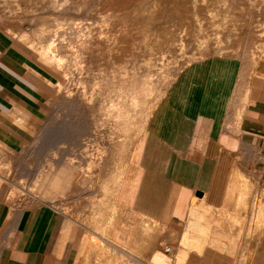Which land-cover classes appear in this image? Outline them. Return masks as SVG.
<instances>
[{"label": "crops", "instance_id": "1", "mask_svg": "<svg viewBox=\"0 0 264 264\" xmlns=\"http://www.w3.org/2000/svg\"><path fill=\"white\" fill-rule=\"evenodd\" d=\"M257 65L252 73L245 61L225 54L186 64L131 149L125 174L128 154L122 168L113 169L118 179L105 181L102 191L76 189L71 179L59 201L64 205L54 208L57 201L46 198L57 195L41 191V170L39 195L32 192L26 202L39 204L27 206L14 179L36 173L19 154L35 141L32 128L41 121L45 81L10 43L0 42V264H68L74 246L70 223L85 231L73 264L98 239L112 248L130 247L136 264L145 252L148 260L155 252L165 255L159 244L165 232L179 239L172 264H264V236L256 242L247 236L262 232L256 222L264 201V63ZM142 134L143 129L137 139ZM39 148L31 144L22 156L32 152L36 159ZM10 149L18 153L15 178L8 176ZM91 162L67 164L45 185L56 189L63 179H81ZM76 168L84 170L75 174ZM60 214L66 218L64 238ZM97 223L104 235L96 234Z\"/></svg>", "mask_w": 264, "mask_h": 264}, {"label": "rangeland", "instance_id": "2", "mask_svg": "<svg viewBox=\"0 0 264 264\" xmlns=\"http://www.w3.org/2000/svg\"><path fill=\"white\" fill-rule=\"evenodd\" d=\"M68 1L69 0H67V1L52 0L50 3L51 4L54 3V5H53V7H51L52 5L49 4L48 1L45 0L44 3H47L48 5L43 4L42 7H39L36 3V0H0V42L4 43V44L10 43L13 48H15L23 57H25L32 65H34L36 67V69L40 72V74H42V78L45 81V94H44L45 96H44L43 107L41 110V112H42L41 113V121H39V123H37V125H35L32 128V132H33L34 138H35L34 142H36V138L38 137V134L40 133V131L43 130L46 126L52 125V121L58 119L57 123L60 120L65 121L67 123V124L65 123L64 128L56 129V131H52L50 133V137H51L49 139L50 141L45 146L47 148L46 149L44 148V151L40 152L42 154H40V153L37 154L35 157L36 159H34L32 152L27 154V156H22L23 155L22 151L25 148H27L31 144L35 145L34 142L32 143L33 140H31V143L28 144L27 146H25L20 151L19 157L21 158L22 162L25 163L24 164L25 168L33 169V170L36 169L35 172L37 174L34 173V175H33V173H32L31 175H33V176H31V175L30 176H24V177H21V179H19V180L15 178L18 176V153L15 151H12L10 149L9 153H10V157L12 158L11 160H12L13 164L9 170L8 176L10 178H15L14 182L17 183V185H19L18 192L21 195L23 194V196L25 197L24 205H27L28 203H26V202H29V194H31L32 192L37 194L39 192L38 191L39 186H35V185H37L38 183L41 184V179L38 180L37 175L39 176V171H41L43 168L46 169V167L48 166L46 164H48L50 162L49 159H52L55 154L58 156V158H60V156L63 155L62 162H63V164H66V165L69 163L68 159L73 158L75 167L77 166V164L82 163L83 161H85V162L94 161L97 163H100V162L101 163H107L106 166L103 164V166L105 167L104 169L100 166L98 167L99 169L102 168L103 173L106 172L107 169L113 170L114 168H116L115 163H114V161L116 160V156L114 159V156L111 157L113 155V154H111L112 152L110 153L107 151H109V150L111 151L112 148L110 146H111L112 142L115 143L116 140H117V142L118 141H124L125 138L127 137L126 133H128L127 131L124 132V134H123V132H118L116 130L117 124L119 122L121 123V121H126L127 123L130 122L129 125H130V128H132V126L134 124L141 122V121H144L145 124L143 126V134L136 141L131 140V142H133V143L130 142L128 145L126 144L125 148L128 149L127 150L128 157H126L125 165H124V167H125L124 174H125L131 149L135 146L136 143H138L142 140L144 134L147 131L146 129L150 125V121H151V118H152L154 111L149 113L147 110H149L151 108V106L153 107V104L155 103V101H157L158 98H159V100L161 99L160 97H162L165 89L169 85L166 82L170 83V81L168 79H171V75H167V73H168V71H167L168 69L166 68L167 66L162 67L161 66L162 64L164 66L167 64L169 65L170 63H172L171 61H173V59H175V58L177 60H180L179 56H181V57L193 56L194 61H195L197 59L208 57V56H211L214 54L230 55V56H234V57H237L239 59H242L245 62L246 61L253 62L252 61L253 59L247 60L248 57L245 55V54H248L249 56H252V55L255 56V54L251 53L252 54L251 55L250 53H248V51L252 50V49H250L252 45H250L251 39L246 37L245 35L250 36L252 39H253V37H254V39H256V37L259 38V37H261L260 35L263 34L262 32L258 33V31H260V30H258L257 32L256 31L251 32V30H248V31L246 30V34H244V37H243V39L244 38L245 39L244 40L242 39L244 41V43L241 40L242 43H240V44H245L247 47H249V45H250V47L248 48L249 49L248 50L245 45H244L245 47H241L242 45L238 46L239 48L238 47L237 48H238V50H241V52H240L237 50L236 47L231 48L229 43H227L226 41L223 40L221 34L211 32V29H205L204 30L203 28L202 29L198 28V29H196L197 31L195 30L196 32L190 34V33H188V29L185 28L184 32L183 31L181 32L182 35L180 33L176 37V40L177 39H181V40H177L178 43L177 42L175 43L176 46L174 49V51H175L174 54L169 53L167 51L168 53H166L165 56H163V61L157 60L158 58H161L160 56H158V54L150 52L152 49L151 47L153 45V44H151V42L149 40L150 38L148 37L146 42H145L144 40L146 39V36L145 37L142 36L143 39H139V40H141V43L138 44V49L131 52L128 55L129 57L125 58V60L122 61V63H121L122 66L120 65V67H116V70L114 68L111 71L112 74L111 73L107 74L106 72L100 71L102 69H100L98 66L94 67V65H96V64L92 60L89 61V63H86V66L84 65L85 64L84 63V56H86V53L82 48V42H84L88 39V33L96 27V23H95L96 20L90 11V5L92 2H90V3H89V1L85 2L86 4L84 3V5H82L81 8H79V9L77 8L78 9L77 10L76 8H74L72 6V3L70 1L69 2ZM37 2H38V0H37ZM57 2L59 4H57ZM5 11H7V12H5ZM56 11L59 14L56 13ZM249 19L251 21V18H249ZM249 19L246 18V21L248 22ZM1 22L3 24H6L4 27H6V26L7 27L4 28L3 24ZM7 22H9V23H11V22L15 23L16 22L18 25H20V27H23V29L25 31H27V34L30 35V37H32L36 41H39V43H41L43 46L49 45L50 42H54L51 45L52 46V48H51L52 53L49 54L50 57L47 55H44L43 52L41 53V50L38 49L39 50L38 51L37 49H34L35 47L34 48L31 47L28 44L27 40H22L20 38V36L12 35V34L10 35L9 32L7 33L6 29L8 28V24H9ZM255 23H256V25H255ZM255 23H253L254 24L253 25L254 28L252 27L253 30L256 29L257 26L258 27L260 26L259 22L256 21ZM140 24L141 23H139V24L137 23V25H139V26H140ZM239 24H243V23H236L234 29H238ZM20 29H22V28H20ZM259 29H260V27H259ZM6 33L9 35H7ZM252 35H253V37H252ZM258 38L256 40H258ZM259 39H262V38H259ZM81 40H83V41H81ZM248 41H249V43H248ZM240 47H241V49H240ZM234 48H236V49H234ZM242 48H244V49L242 50ZM254 48H253L254 51L252 50V52L257 53L258 49L256 50ZM209 49H211V50H209ZM232 49H234V50H232ZM235 50H236V52H239V53H236ZM195 53H196V55H195ZM170 54H172V55H170ZM170 56L172 58H169ZM51 58H55V60H60L61 66L57 67L56 64L51 61ZM164 59L167 62H165ZM249 59H251V57ZM147 60H151V61H149L150 62L149 64H148ZM125 63L126 64L128 63L127 66ZM247 63L248 62H246V64ZM258 63H264V61L260 60ZM88 64H89V66H91V65L92 66L88 67ZM164 68H166V69H164ZM97 70H99V71H97ZM65 71L67 73V76L63 75V73H62ZM96 73L99 75V77H97L98 75H96ZM100 74H102V75H100ZM110 74L112 76H109ZM166 77H167V79H166ZM97 78L102 79V80H99ZM103 78H105V81L103 80ZM87 80H89V81H87ZM100 81H103V82H100ZM95 82L96 83L98 82L97 85ZM86 83H88V85ZM57 84H60L61 87L63 88V90H62L63 95L61 97L59 96V98L57 96V93H58ZM79 84H80V86H79ZM98 85H100V86H98ZM109 85H112V86H109ZM131 85L135 86V87H132ZM84 86H85V88H84ZM95 86H97V87H95ZM94 87H95V89H94ZM92 88L94 89L95 93L93 92V90H90ZM66 91H67V93L64 94V92H66ZM83 92H85V94H83ZM88 94H89V96L87 98ZM95 94H97V95H95ZM90 97H93V98L91 99ZM86 99H88L89 102ZM101 99L103 102L101 101ZM104 100L105 101L107 100V101L105 102ZM80 101H81V103H80ZM84 101H85V103H83ZM109 101H111V102L109 103ZM108 103H109V105H108ZM117 104H118V106H117ZM156 104H158V103H156ZM94 105H96V106H94ZM104 105H105V107L109 106L111 108H112V105H114V108H112L113 111L115 108H117V109H115L114 114L112 113L113 112L112 110H110L111 113L108 114V113H106V111L109 109V107L105 108ZM97 107L99 109L101 108V111L102 112L104 111V112L103 113L100 112V110ZM81 108H82V110H81ZM117 110H119L121 113L120 112L118 113ZM81 111L83 113H80ZM92 112H94V113H92ZM127 113L129 116L126 115ZM111 114L113 116H111ZM121 115L123 117H121ZM114 116H116V117H114ZM112 117H114V118H112ZM111 118H112V120H109ZM115 118H117V119L115 120ZM98 120H100V121H98ZM117 120H119V121H117ZM110 121H112V122H110ZM105 122H107V123H105ZM109 123H111V124H109ZM114 123H115V126H114ZM114 128H116V129H114ZM59 130H60V132H59ZM117 134L120 136H117ZM65 135H66V137H65ZM113 136H115V137H113ZM118 137H120V139ZM121 138H122V140H121ZM96 144H97L98 149L101 150V152L102 151L106 152L108 155L106 153H103V152L101 155H99L101 152L100 153L97 152L99 150L96 149L97 148V147H95ZM93 152H97V153H93ZM105 157H107V158H105ZM65 159L68 160V163L66 162L67 160H65ZM101 159H102V161H101ZM104 160H105V162H104ZM112 162L114 163V165L112 164ZM116 165H118V163ZM110 166H111V169L109 168ZM112 166H114V167H112ZM83 170L84 169L79 170L76 168V169H74V172H75V174H78V173L80 174V171H83ZM92 171H93V169H92ZM92 171H89V172L91 173ZM124 174H123V176H124ZM89 175H91V176H89V180L87 179L88 183L86 181V183H87L86 186H85V184L81 185L78 183V180H80V178H77L75 180V178L71 177V178L63 179V181L60 182L59 187L56 189L51 188L50 186H48V184H46L45 187H43V188H41L42 185H40V188H41V191L44 190L45 193H47V194L54 192V194L57 195V196H54L53 198H46L47 200L51 199L50 201L56 200L57 202H52V205L54 206V208H56L57 206L64 205V204H61L59 201L64 200L66 183L71 181V179H74L73 184H74V188H76V189H77V187H79V189L82 190V188H83L86 191L90 188H93L94 184H95V179H94L95 172H94V175H93V173L89 174ZM35 180H37V182ZM37 195H39V194H37ZM49 197H51V196H49ZM84 197H85L84 200H86L87 199L86 196H84ZM38 204H39V202H35V203L28 204V205H38ZM94 211L99 213V208L94 209ZM64 214H66V211L64 212ZM60 215H61V218L63 219V226L61 227V235H62V238H64L65 234H66V231H65L66 218L62 214H60ZM84 220L85 219L83 218V220H81V221H82V223L84 222V224H85ZM250 220H251L250 223L252 224L254 217L250 218ZM67 222H68V220H67ZM67 227H68V229H72V232H70V233H72L73 244H74L73 251H72L73 252L72 259L68 264H73L74 260L77 257L79 247L82 243V239H83V236L85 234V231L76 223H70L69 226H67ZM103 228L104 227L100 223H97L95 225L96 234L100 235V236L104 235V233H102ZM171 233H173L174 235H169L170 233L168 234L167 232L161 234V236L164 238L162 240H160V242H159V244L161 245L160 250L165 255H167L169 259L165 255L158 253V252H155L152 255V257L150 258L151 260L150 259L148 260L147 257L145 256L146 255V252H145L144 257L138 256V258L141 262H139L137 264H146V263L149 264L147 261H149L150 264H172L173 263L172 262L173 256H174V252H173L174 243H177V241L179 242V239H178V235L176 232H171ZM260 234L261 233H257V234L254 233L253 234V232H251V233H247V236L251 235V237H252V235H253V240H254L256 238L255 235H257V237H258V235H260ZM92 236L93 235H89L86 240H88ZM85 243H86V241H85ZM96 243H97V245H96L97 248H94V250H92L90 257L89 256L86 257V248H83L81 258L77 264H83L84 260H86V262H87L86 264H103L102 260H104V258L101 256V252L103 253L105 248H103V246H102L103 243L100 242L99 239L96 241ZM251 243H253V242H251ZM138 245H140V242L138 243ZM118 246L122 249H125L127 252H130V247L120 246V245H118ZM167 246L172 247V251H170V252L166 251L165 248ZM100 247L103 250L99 249ZM141 251H142V249H141ZM134 252L138 253L137 250H134ZM124 257L128 261L126 264H129L130 262H131L130 264H136L135 260H131V258L127 254L124 255ZM157 257H158V259H156ZM114 259H115V261H114ZM114 259H112L113 262L110 259V261H109L110 264L111 263L116 264V263L120 262V261L116 262V258H114ZM99 260H100V263H99ZM179 260L180 259H177L176 264H178Z\"/></svg>", "mask_w": 264, "mask_h": 264}, {"label": "bare ground", "instance_id": "3", "mask_svg": "<svg viewBox=\"0 0 264 264\" xmlns=\"http://www.w3.org/2000/svg\"><path fill=\"white\" fill-rule=\"evenodd\" d=\"M46 1H48V3L51 4L50 2L52 0H46ZM55 1H57V0H55ZM64 1H67V0H64ZM69 1L72 3V6L74 8H76V9L77 8L78 9L81 8V6L84 5V3L87 2V1H89V3L92 2L91 5H90V11H91V14L93 15V17L96 20L95 21L96 27L88 33V39L86 41L82 42V48H83V50L86 53V56H84V63H85L84 65L86 66V63H89V61L92 60L96 64V65H94V67L98 66L100 69H102L100 71L106 72L107 74L111 73V71L114 68L116 70V67H120L122 61L125 60V58L129 57L128 55L131 52H133L136 49H138V44L141 43V40H139V39H143L142 36H144V37L146 36V39L144 38L145 42H146L148 37L150 38L149 40H150L151 44H153L152 47H151L152 49H151L150 52L158 54V56H160L161 58H158V59L156 58V59L160 60V61H163V56H165L166 53L169 52V53L174 54V52H175L174 49H175V46H176L175 43L176 42L178 43L177 40H181V39H177L176 40V37L182 31L184 32L185 28L188 29V33H190V34L196 32L197 31L196 29H198V28H201V29L203 28L204 30L205 29H211V32H215L217 34H221L223 40L226 41L227 43H229L231 48L232 47H236L237 48L238 46H241V45H242L241 47H245L246 46L245 44H240V43H242L241 40L243 39L244 34H246V30L247 31L251 30V32L252 31H254V32L256 31L257 32L258 30H260V31H258V33L262 32L263 34L262 35L259 34L261 36L259 38H262V39H259L258 37H256V39L258 38V40H256V39H254L253 35H252L253 39L250 36L245 35L246 37L251 39L250 40V42H251L250 45H252V46H251L250 49L253 50L254 47H255L254 49H256V50L258 49L257 53L256 52L253 53L252 50H250L251 52L248 51L249 50L248 48L250 47V45H249V47L246 46L247 49H248V50L246 49L248 51V53L255 54V56H253L251 54L253 57L249 56L248 54H245L248 57L247 60H252L253 59L252 60L253 62L246 61V62H248L247 65H249L248 66V71H250V72L252 71V70H249L250 67H251V69H253L255 71V68H253V67L260 60L264 61V0H69ZM44 2H45V0H38V2L36 0V3H37V5L39 7H42L43 4H47V3H44ZM57 4H59V3L57 2ZM51 5H52L51 7H53L54 3L51 4ZM57 11H56V13H58ZM5 12H7V11H5ZM246 18L247 19L251 18V21L249 19V21L247 22ZM256 21L259 22L260 29L257 26V28L253 30V28H254L253 27V25H254L253 23H255ZM7 23H9V22H7ZM137 23L138 24L141 23L140 26L137 25ZM236 23H243V24H239V26L237 25L238 29H234ZM5 25L6 24H3V27ZM255 25H256V23H255ZM6 27H4V28H6ZM20 28H22V29H20ZM6 31H7V33L9 32L10 35L11 34L12 35H17V36H20V38L22 40H27L28 44L31 47H33V48L35 47L34 49L41 50V53L43 52L44 55H47V56L50 57L49 54L52 53L51 52V48H52L51 45L54 42H50L49 45H44L43 46L41 43H39V41H36L32 37H30V35L27 34V31H25L23 29V27H20V25H18L16 22L15 23L14 22L9 23L8 24V28L6 29ZM7 35H9V34H7ZM181 35H182V33H181ZM81 41H83V40H81ZM243 43H244V41H243ZM248 43H249V41H248ZM241 47H240V49H241ZM236 48H234V49H236ZM238 48H237V50H238ZM211 49H209V50H211ZM234 49H232V50H234ZM243 49L244 48H242V50ZM238 51L241 52V50H238ZM235 52H236V50H235ZM236 53H239V52H236ZM172 54H170V55H172ZM195 55H196V53H195ZM250 57H251V59H249ZM169 58H172V57L170 56ZM179 58H180V60H177L176 58L173 59V61H171L172 63L169 62L170 63L169 65L168 64L165 65V66L163 64L161 65L162 67H166L167 66L166 68L168 69L167 70L168 73L167 72L166 73H167V75H171V79H168L170 82H172L173 78L176 76V74L179 72V70L183 66H186L185 64H188V63L194 61V57L193 56H189V57H184V56L181 57V56H179ZM165 59H164V61H165ZM51 61L54 62L57 67L61 66L60 65L61 61L60 60H55V58H51ZM147 61H148V64H149L150 63L149 61H151V60H147ZM165 62H167V61H165ZM127 64H126V66H127ZM91 66H89V64H88V67H91ZM256 66H258V65H256ZM166 68H164V69H166ZM97 71H99V70H97ZM254 71H252V73H255ZM62 73H63V75L67 76L66 71L62 72ZM97 73H96V75H98ZM111 74L109 76H112ZM246 74H247V72H246ZM248 74H250V73H248ZM100 75H102V74H100ZM97 77H99V75ZM249 77L252 78L253 76L251 77V74H250ZM97 79H99V78H97ZM166 79H167V77H166ZM99 80H102V79H99ZM103 80L105 81V78H103ZM87 81H89V80H87ZM247 81H248V79H247ZM100 82H103V81H100ZM248 82H247V84H249ZM97 83H96V85H97ZM166 83L169 84V82H166ZM86 84L88 85V83H86ZM79 86H80V84H79ZM98 86H100V85H98ZM109 86H112V85H109ZM95 87H97V86H95ZM95 87H94V89H95ZM132 87H135V86H132ZM57 88H58L57 96L59 98V96L61 97L63 95L62 94L63 93V91H62L63 88L61 87L60 84H57ZM84 88H85V86H84ZM94 89L92 88L90 90H93V92H94ZM65 93H67V91L64 92V94ZM83 94H85V92H83ZM95 95H97V94H95ZM88 96H89V94L87 95V98H88ZM90 98L92 99L93 97H90ZM102 99H101V101H102ZM86 100L88 101V99H86ZM158 101H159V98L157 99V101H155V103L153 102L154 103L153 107L151 106V108L149 110H147L149 113H151V112H153L155 110V108L157 106L156 103H158ZM110 102L111 101H109V103ZM80 103H81V101H80ZM83 103H85V101ZM109 103H108V105H109ZM118 104H117V106H118ZM94 106H96V105H94ZM104 107H105V105H104ZM108 107H105V108H108ZM112 108H114V105H112ZM112 108L109 107V109L107 111L105 110L106 113H108V114L111 113L110 110H112ZM115 109H117V108H115ZM115 109H114V111H115ZM81 110H82V108H81ZM99 110H100V112H102L101 108ZM119 110H117L118 113L120 112ZM114 111L112 112L113 114H114ZM80 113H83V112L81 111ZM92 113H94V112H92ZM126 115H128V113ZM111 116H113V115L111 114ZM114 117H116V116H114ZM114 117H112V118H114ZM121 117H123V116L121 115ZM112 118L109 119V120H112ZM116 119L117 118H115V120ZM57 121H58V119L52 121V125L46 126L38 134V137L36 138V142H34V144L37 145V147L38 146L40 147L39 151L43 152L44 148L45 149L47 148L45 146L50 141L49 140L51 138L50 137V133L52 131H56V129H61V128L65 127V123H66L65 121H61L60 120L58 123H57ZM98 121H100V120H98ZM117 121H119V120H117ZM110 122H112V121H110ZM105 123H107V122H105ZM129 123H127L126 121H121V123L119 122L117 124V129L116 128H114V129H116L118 132H123V134H124V132L127 131L128 132V133H126L127 137L126 138L124 137L125 138L124 141H118L117 142V140H116L115 143L112 142L111 146H110L112 148L111 151L110 150L107 151V152H110V153L112 152L111 154H113V155L111 157L114 156V159H115V156H116V160H115L116 162L114 161V163H115V166H118L120 169L122 168L121 164H123L124 159H125L126 154H127V150H128V149L125 148L126 144L128 145L131 142V140L134 141V140L137 139V136L142 131L143 126L145 124L144 121H141V122H138V123L134 124L132 126V128H130ZM109 124H111V123H109ZM114 126H115V123H114ZM59 132H60V130H59ZM117 136H120V135L117 134ZM65 137H66V135H65ZM113 137H115V136H113ZM118 138L120 139V137H118ZM121 140H122V138H121ZM131 143H133V142H131ZM95 147H97V144H96ZM96 149H98V147ZM97 152L100 153L101 150H99ZM97 152H93V153H97ZM102 152L100 154L99 153L98 154L101 155ZM103 153H106V152H103ZM40 154H42V153H40ZM62 157H63V155L60 156V158H58V156L55 154L52 159H49L50 162L48 164H46L48 166L46 167V169L43 168L42 172H41V178H42V186L41 187H44V185L47 182V180L51 176L55 175L56 172L60 173V172H62L64 170L62 167H64L66 164H63V162H62L63 158ZM105 158H107V157H105ZM65 160H67V159H65ZM68 160H69V163H68ZM68 160L66 161L68 164H70V165L74 164V159L73 158L72 159H68ZM101 161H102V159H101ZM83 162H85V161H83ZM104 162H105V160H104ZM114 163L112 162L113 165H114ZM117 163H118V165H116ZM103 164L106 166L107 163H101V162L97 163V162H95L94 164H92V162H91L89 165H87V170H86V172L83 173V178H81L80 181H79V182H82L81 185L85 184V186H86V184L88 183L87 179H89V176H91L89 174L93 173V175H94V172H95L94 179L96 180V182H95V184H94L95 186L93 188L99 187L101 189V191H102V186H103L105 181H107V180H117L118 177H119V172H118V177L113 175V170H108V169L106 170L105 169L106 172L103 173L102 168L103 169L105 168L103 166ZM77 166L80 168L82 166V164L79 163V164H77ZM99 166L102 167V168L99 169L98 168ZM112 167H114V166H112ZM109 168L111 169V166ZM92 169H93V171H92ZM89 171H92V172L90 173ZM86 181H87V183H86ZM11 186H12V184H11ZM99 188H97V189H99ZM263 194H264V192H263ZM261 197H264V196H261ZM261 200H262V198H261ZM257 213H258L257 215L259 216V222H256L257 223L256 225L259 226V227L257 226L258 227L257 229H258V231L262 230V232H261L260 235H258V237H257V235H255V237H256V238L254 237L255 238L254 239L255 242L260 240V237L262 235L264 236V201L263 200L261 202L259 211ZM255 233L257 234L259 232H257V230H256ZM253 243H252V245H253ZM96 245H97V243L94 242V241L89 244V246L87 248V251H86V257H88V256L90 257L92 250H94V248H97ZM102 246H103V248H105L103 253L101 252V256L104 258V260H102L103 264H110V262H109L110 259L113 262L112 259H114V258H116V262L120 261V262H118L116 264H126L128 261L125 259V257L123 256L122 253H125L128 256H131V254L129 252H127L125 249H121V248H118V247H113L112 248L109 245H102ZM99 249H102V248L100 247ZM156 259H158V257ZM114 261H115V259H114ZM86 263H87L86 260H84L83 264H86ZM99 263H100V260H99Z\"/></svg>", "mask_w": 264, "mask_h": 264}, {"label": "built area", "instance_id": "4", "mask_svg": "<svg viewBox=\"0 0 264 264\" xmlns=\"http://www.w3.org/2000/svg\"><path fill=\"white\" fill-rule=\"evenodd\" d=\"M165 250H166V251H169L170 249H169V247H166Z\"/></svg>", "mask_w": 264, "mask_h": 264}]
</instances>
